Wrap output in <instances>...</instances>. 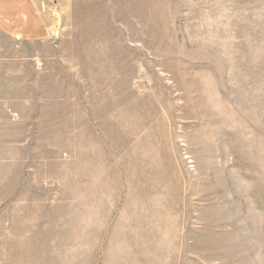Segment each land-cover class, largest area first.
<instances>
[{
  "label": "rangeland",
  "instance_id": "1",
  "mask_svg": "<svg viewBox=\"0 0 264 264\" xmlns=\"http://www.w3.org/2000/svg\"><path fill=\"white\" fill-rule=\"evenodd\" d=\"M114 12L104 56L0 31V264H264V0Z\"/></svg>",
  "mask_w": 264,
  "mask_h": 264
},
{
  "label": "crops",
  "instance_id": "2",
  "mask_svg": "<svg viewBox=\"0 0 264 264\" xmlns=\"http://www.w3.org/2000/svg\"><path fill=\"white\" fill-rule=\"evenodd\" d=\"M148 2L149 0H0V31L20 43L53 42L56 45L53 56H104L109 53L78 54L69 51L85 49L83 44L73 45L74 41L104 42L118 39L112 35L125 32L128 22L126 17H120L114 9L122 7L126 10L129 4ZM101 47L97 49L104 50L106 46Z\"/></svg>",
  "mask_w": 264,
  "mask_h": 264
}]
</instances>
